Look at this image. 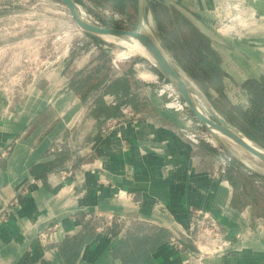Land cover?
<instances>
[{
	"label": "crops",
	"instance_id": "1",
	"mask_svg": "<svg viewBox=\"0 0 264 264\" xmlns=\"http://www.w3.org/2000/svg\"><path fill=\"white\" fill-rule=\"evenodd\" d=\"M171 1L213 38L214 49L251 62L242 50L205 30L186 0ZM134 78H145L144 98L136 101L139 94L132 87L128 99L136 102L122 108L121 119L109 120L114 124L107 132L100 134L104 120L91 116L90 108L81 110L93 125L88 137L92 147L79 170L69 167L72 175L65 181L50 172L48 184L34 178L32 167L48 162L42 160L44 153L60 132L75 127L79 114L64 111L63 101L42 107L40 89L0 87V153L8 150L0 159V264H67L59 245L79 235L85 241L71 264H264V229L253 225L250 206H231L233 188L219 173L221 151L208 143L194 147L182 137L178 114L165 109L164 99L157 96L156 75L141 71ZM13 96L23 97V103H13ZM68 100L79 102L73 93ZM53 112L57 117L48 120ZM31 121L36 122L33 134L25 135ZM43 130L51 135L41 140ZM194 209L206 211L223 226L228 241L223 254L195 259L171 243V237L183 240ZM93 215L108 216V225L125 217L148 227L135 235L121 227L113 234L102 227L88 232ZM51 225H57L56 240L45 245L39 232Z\"/></svg>",
	"mask_w": 264,
	"mask_h": 264
},
{
	"label": "rangeland",
	"instance_id": "2",
	"mask_svg": "<svg viewBox=\"0 0 264 264\" xmlns=\"http://www.w3.org/2000/svg\"><path fill=\"white\" fill-rule=\"evenodd\" d=\"M76 2L93 20L102 25L128 30L135 29L137 26V14L134 13L133 7H127L125 13H120L110 0H76ZM186 2L193 17L205 30L215 36L217 40L242 50L251 59V62L215 46L222 62L224 59L226 60L229 74L225 72L227 76L224 77L222 93L209 87L207 94L176 62L175 58L171 54H167L176 68L198 91L204 96L210 95L209 98L222 117L233 121L236 125L245 126L239 112L246 113L252 109L250 108V97L243 88V84L249 79L260 80L264 77L261 75L264 73V0H203V4L196 0H186ZM148 5L147 1V28L160 42L161 25L162 23L165 27L168 25L162 15H159L160 21H157L155 14L159 12L153 11ZM73 25L75 23L68 16L64 5L58 0H0V87L13 90L25 88L26 92L29 89H40L41 95L36 97L42 107H53L56 103L63 101L61 108L63 107L64 111L75 113V116L79 114V121L75 127L60 132L42 157L43 161H56L58 169H55L53 173L60 176L63 181L68 177L66 174L69 167L75 171L81 168L82 159L92 147L88 137L94 130L91 119L82 117L81 114L83 108H89V101L83 102L78 96H76L79 99L78 103L67 101L72 93L75 94L69 87L70 76L87 68L90 60L94 57V61L88 68L91 69L103 62V59L97 57L99 46L90 42L85 34L80 35L73 31L71 27ZM105 43L107 45H103V48L113 53L110 55V63L113 66L116 54L126 51L128 46L122 41H105ZM95 47L97 50L89 54ZM68 48L69 52H67ZM177 49L184 51L181 47ZM139 56L135 53V55L118 62L122 72L117 71L113 73L112 77L118 79L124 71L131 70L134 71L135 77H138V73L140 76L141 71L149 72L157 76L156 80H153V85H156V90L160 89L162 84L160 76ZM178 57L181 59L182 56L179 54ZM144 80L138 78L137 84H133L129 80L131 86L139 94V100L136 99L139 102L140 97L144 98L145 87L142 86L143 83H146ZM20 97L13 96L11 101L18 103L20 100L23 103V97ZM108 99L109 97H107ZM163 99L166 101V98L163 97ZM24 100L28 101L29 97L26 96ZM136 101L131 100V102ZM126 102H129V99ZM251 113L254 112L248 113L251 120L258 117L257 114L251 115ZM55 117L57 115L53 112L48 116V120ZM30 123L29 127L25 129V135L33 134L36 122L31 121ZM111 123L114 124L113 121H110V124L109 121L106 123L103 132L110 129ZM36 133L37 135L39 133L37 128ZM47 135L51 134L49 131L43 130L40 133L41 140ZM215 147L224 154V150L220 146ZM235 149L240 156L264 169V164L255 161L240 149ZM6 151L8 152L6 149L0 153V159L2 153H6ZM41 182L48 184L50 178L45 177ZM82 215L80 214L79 217L85 218V214ZM251 217L254 226L259 225L261 229H264V217H255L252 211ZM107 218L108 216L104 215H93L88 218L89 222L85 228L88 232H93L96 227H102L104 232L113 234L121 227L125 234L135 235L137 232H145L148 227L143 223H136L133 218L125 217L120 224L108 225ZM2 222L3 219L0 220V225Z\"/></svg>",
	"mask_w": 264,
	"mask_h": 264
},
{
	"label": "trees",
	"instance_id": "3",
	"mask_svg": "<svg viewBox=\"0 0 264 264\" xmlns=\"http://www.w3.org/2000/svg\"><path fill=\"white\" fill-rule=\"evenodd\" d=\"M115 4V9L120 13H125L127 7L134 8V13L138 9L137 0H110ZM148 7L159 13L155 14V19L160 21V16L164 17L168 27L163 26L159 30L160 42L166 53L171 54L176 62L192 77L208 94V88H215L218 92L224 90V77L226 73L223 70L221 57L212 45V40L201 32L185 14L172 7L168 9L154 0H147ZM147 15V9H146ZM147 19V16H146ZM90 42L99 46L98 58L103 59L102 64L93 68H88L94 58L90 60L87 68L82 69L70 76L69 87L74 91L83 102L90 104V115L97 120H104L100 129V134L104 131V126L113 118L124 116L122 108L128 103V94L132 84H137L134 78V71H124L122 75L115 79L113 73L117 71L110 63L111 56L103 45L105 41L99 37L86 35ZM173 37V39H172ZM181 47L184 51H179ZM180 54L181 59L178 57ZM89 69V70H88ZM120 72H122L120 70ZM161 80H164L160 76ZM130 80V81H129ZM243 88L250 97V108L246 113L239 112V116L245 126L236 125L233 121L227 120L229 124L239 129L243 134L264 148V77L260 80L249 79L244 82ZM107 97L114 99L115 103H109ZM214 108L217 110L209 96H205ZM127 98V99H125ZM136 106V105H135ZM121 109V111H120ZM240 110V109H239ZM219 113V111L217 110ZM249 112H254L258 117L252 120L248 116ZM254 113H251L253 115ZM220 114V113H219ZM221 115V114H220ZM250 115V116H251ZM121 119V118H120ZM222 167V165L220 166ZM58 169L56 161L42 162L32 167L31 173L35 179H43L48 173ZM75 171V170H74ZM241 163L230 157L229 163L224 167V178L233 188V197L231 206L237 209H243L250 206L255 217H264V185H258L257 180L264 181V177L251 172L249 173ZM85 237L82 235L72 239H65L59 249L61 255L65 258L67 264H71L78 256L79 248L83 245ZM186 248L193 250L189 244ZM42 264H48L43 262Z\"/></svg>",
	"mask_w": 264,
	"mask_h": 264
},
{
	"label": "water",
	"instance_id": "4",
	"mask_svg": "<svg viewBox=\"0 0 264 264\" xmlns=\"http://www.w3.org/2000/svg\"><path fill=\"white\" fill-rule=\"evenodd\" d=\"M58 1L64 5L68 16L82 33L99 37L103 41H108L106 38H114L116 40H130L137 43L142 49L141 53L137 52V54L140 55L139 58L147 62L159 76H162L165 81L170 83L176 89L186 103L191 114L209 132L215 145L220 146L227 155L241 163L249 171L264 177L263 168L240 156L235 151V148L240 149L255 161L264 164V148L243 134L239 129L229 124L217 112L211 102L176 68L160 42L147 28V0H137V26L132 30L100 24L93 20L85 10L81 9L76 0ZM154 1L168 9H171L172 7L178 9L186 15L197 29L213 40L211 36L205 33L197 25L192 17L187 15L180 7L172 3L171 0ZM250 9L253 8L250 7ZM107 53L113 55L110 51H107Z\"/></svg>",
	"mask_w": 264,
	"mask_h": 264
},
{
	"label": "built area",
	"instance_id": "5",
	"mask_svg": "<svg viewBox=\"0 0 264 264\" xmlns=\"http://www.w3.org/2000/svg\"><path fill=\"white\" fill-rule=\"evenodd\" d=\"M71 27L72 30L78 34H84L76 25ZM96 50L97 48L95 47L89 52V54ZM67 52H69V48L67 49ZM113 67L116 71L120 72L121 68L116 60L113 61ZM161 81V88L156 90L157 96L166 98V101L163 103L165 109L174 111L178 114L181 121L179 132L182 137L194 147H198L202 143L216 146L209 132L191 114L186 103L176 89L167 81ZM111 103H115L114 99ZM223 153L224 154L221 158L222 167H220L219 173L224 177V167L230 161V157L225 152ZM249 173L251 174V172ZM66 175L68 177L71 176L72 171H68ZM256 183L258 185H264V181L261 180H257ZM56 233L57 225H51L39 232V239L45 245H49L56 240ZM170 241L179 251L187 253L195 259L197 256L201 257L202 255H221L225 252L228 246L223 226L202 209H194L191 211L189 226L184 233L183 240L171 237ZM187 244L191 245L193 250L187 249Z\"/></svg>",
	"mask_w": 264,
	"mask_h": 264
},
{
	"label": "bare ground",
	"instance_id": "6",
	"mask_svg": "<svg viewBox=\"0 0 264 264\" xmlns=\"http://www.w3.org/2000/svg\"><path fill=\"white\" fill-rule=\"evenodd\" d=\"M236 8L237 9H239V7H238V5H236ZM241 21H243V20H241ZM238 22V21H237ZM108 41H122L123 43H126L127 44V49H126V51H123V52H120V53H117L116 54V62H120L121 60H123V59H126V58H128L129 56H133V55H135V53H137V52H142V49H141V47L137 44V43H135V42H133V41H130V40H116V39H114V38H106ZM150 75V74H149ZM148 75V76H149ZM146 76V75H145ZM150 77V76H149ZM153 77V76H152ZM145 78H147V76L145 77ZM144 78V79H145ZM151 78V77H150Z\"/></svg>",
	"mask_w": 264,
	"mask_h": 264
}]
</instances>
